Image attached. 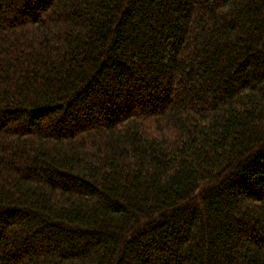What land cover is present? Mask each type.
Listing matches in <instances>:
<instances>
[{
	"label": "trees",
	"instance_id": "obj_1",
	"mask_svg": "<svg viewBox=\"0 0 264 264\" xmlns=\"http://www.w3.org/2000/svg\"><path fill=\"white\" fill-rule=\"evenodd\" d=\"M0 264H264V0H0Z\"/></svg>",
	"mask_w": 264,
	"mask_h": 264
}]
</instances>
